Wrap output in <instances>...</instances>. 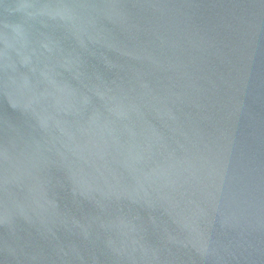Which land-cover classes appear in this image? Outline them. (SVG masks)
I'll return each mask as SVG.
<instances>
[{
  "label": "water",
  "instance_id": "obj_1",
  "mask_svg": "<svg viewBox=\"0 0 264 264\" xmlns=\"http://www.w3.org/2000/svg\"><path fill=\"white\" fill-rule=\"evenodd\" d=\"M0 264H264V0H0Z\"/></svg>",
  "mask_w": 264,
  "mask_h": 264
}]
</instances>
